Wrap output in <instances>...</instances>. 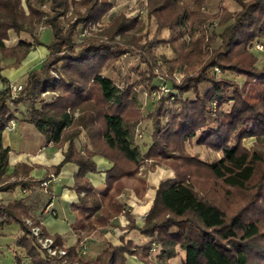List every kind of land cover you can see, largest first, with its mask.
I'll return each instance as SVG.
<instances>
[{"label":"trees","instance_id":"obj_1","mask_svg":"<svg viewBox=\"0 0 264 264\" xmlns=\"http://www.w3.org/2000/svg\"><path fill=\"white\" fill-rule=\"evenodd\" d=\"M205 1L147 0L146 17L155 19L156 28L146 39L145 32L138 34L142 21L121 12L96 35L81 34V28L95 24L111 8V0H0V61L14 57L10 64H0V191L19 186L44 208L50 193L42 197L40 182L71 162L77 166L69 185L78 197L70 205L76 242L110 225L114 216L123 214L127 219L119 243L108 242L93 261L77 255L74 245L67 246L68 260L126 264L127 257L134 255L143 264H170L178 246L184 252L182 264H264V152L243 144L244 138L264 136V64L257 65L251 49L264 34V0H232L238 5L235 11L221 4L215 13L202 9ZM210 23L220 31L208 32L204 26ZM40 25L51 29L48 43L37 35ZM164 29L169 31L167 38L162 37ZM9 30L24 31L31 41L18 39L7 45ZM117 34L120 40L114 39ZM77 36H83L81 41L75 40ZM168 40L176 57L151 50ZM36 44L48 53L27 72L23 88L11 96L10 81L1 71L18 66ZM128 51L138 55L145 69L137 70V81L120 89L102 71ZM176 67L181 68L178 81L172 75ZM228 72L242 76V82L228 78ZM158 76L168 79L174 102L164 112L165 97L160 94L143 116L136 88L143 85L149 93L154 91L158 86L152 81ZM45 91L56 93L47 101L41 97ZM187 92L193 97L184 96ZM20 103L26 105L23 120L33 124L46 144L63 147L67 142L62 160L37 179L29 174L34 164L17 162L10 173L5 172L10 148L2 145L1 135L14 118L11 106ZM145 117L151 121L150 141L138 143L134 127ZM82 133L91 147L75 143ZM193 138L220 156L205 161L189 153L186 141ZM94 155L111 162L98 192L86 175L97 171ZM145 159H150L149 169L164 164L173 176L159 180L138 225L128 210L112 202L126 186L143 195L147 182L135 175ZM204 169L213 188L198 173ZM45 190L50 192L48 186ZM233 192L237 201H230ZM11 222L21 231L14 246L24 251L30 264H65L63 255L40 248L31 228L38 225L44 236L52 238L53 246L63 245L61 234H49L29 214L22 197L7 203L0 199V228ZM131 230L147 240L135 244L125 237ZM153 248L157 249L154 257ZM14 260L23 264L16 253Z\"/></svg>","mask_w":264,"mask_h":264},{"label":"crops","instance_id":"obj_2","mask_svg":"<svg viewBox=\"0 0 264 264\" xmlns=\"http://www.w3.org/2000/svg\"><path fill=\"white\" fill-rule=\"evenodd\" d=\"M40 28L41 27L37 28V35H40ZM18 39H26L31 41V37L28 33L21 31L16 34L12 30H9V37L5 40V43L7 45L14 44ZM258 40L264 41V34L261 35ZM47 53L48 50L45 46L36 44L28 51L18 66L4 68L2 69L1 73L9 79L10 84L23 83L26 79L27 72L32 68L38 67L41 61L46 57ZM254 53L257 56V65H263L264 52L256 51ZM2 59H4L3 62H5V64L2 63ZM13 60L14 57L1 58L0 63L1 65H7ZM7 69H9V71H7ZM3 72H5V74ZM2 87L3 84L0 81V88ZM12 108L14 114L12 125L5 128L1 135L2 145L8 146L10 148L8 155V165L5 169V172L10 173L13 170L15 163L24 162L29 165L34 164L35 166L29 174L35 179L40 178L48 173L47 168L49 166L62 160V152L65 150L67 142L64 143L63 147H56L51 142L46 144L45 137L39 131H37L33 124L23 120L26 110L25 103H20L17 106H13ZM85 140V134L82 133L77 139H75V143L77 145L86 144ZM93 160L95 161L97 171H89L86 175L95 187V191L98 192L104 185L105 170L111 166V162L100 155H94ZM76 170L77 166L75 164L66 162L58 174H53V177L48 178V187L50 188V192L46 191L44 188H40L43 198H47L48 193H50V200L44 208H40V204L36 203L33 197L27 196L28 191L22 190L20 188L21 194H17L15 189L19 186L12 190L0 191V199L3 203H7L18 197L24 198L25 202L28 204L29 214L37 219L45 227V230L49 234H61L63 246L67 247L74 245L76 248L75 250L78 251L79 246L76 245V234L70 227V223L74 219V214L70 208V205L73 202H76L78 197L76 192L69 188V185L73 182V175ZM138 175L145 178L148 182L146 192L142 196L138 197L131 188L125 187L124 190L114 198L113 203L117 204V202H119L123 204L127 210L133 214L137 224L141 225L143 222V215L150 206L157 183L160 179H157V182L152 183V181H150L148 177H145L144 174H136V176ZM126 222L127 220L123 215L114 216L109 226L95 230L83 237H88L91 234L96 237L95 234L99 233V235L102 234L100 237L106 243L107 241L118 243L119 235L124 232V230L120 228L123 227ZM13 224L14 223L4 224L0 228V234L7 226L10 227ZM13 233V236H17L21 234V231L18 230L16 232L14 230ZM125 237L131 238L135 244H142L147 240V237L140 234L137 230L129 231ZM12 239L15 240L16 237ZM95 242L98 244V240H95ZM93 244L97 245L96 243ZM102 247L95 252L93 256L94 258L97 253L100 252ZM16 249L18 253L21 251L24 252L21 248L17 247ZM126 263L143 264L135 256H128Z\"/></svg>","mask_w":264,"mask_h":264},{"label":"rangeland","instance_id":"obj_3","mask_svg":"<svg viewBox=\"0 0 264 264\" xmlns=\"http://www.w3.org/2000/svg\"><path fill=\"white\" fill-rule=\"evenodd\" d=\"M111 4H112L111 8L95 24L89 26L88 28H84V29L81 28L80 29L81 33L84 35H91V34L96 35L99 32L100 28L110 21V19L112 18L113 15L121 12L126 17H136V18L140 19L142 21V28H141L140 32H138V34L139 33L142 34V32H145L146 33V39L152 38L153 33L155 31V28H156V21L153 17H150V18L146 17L147 0H111ZM221 4L225 5L226 8L229 9L230 11H235L238 8V5L232 0H206L202 6V9L205 10L206 12H209V13H215L216 11H218L221 8ZM44 26H45V28H44ZM38 27H41L40 28V35L38 34V37L40 36V40L42 42L48 43L52 38V33H51L50 27L47 25H40ZM204 27H206V30L208 32H211L213 30L214 31H220V29H221V27L215 25V23L206 24ZM168 35H169V31L167 29H164L162 32V37L167 38ZM82 37L83 36H77L75 38V40L81 41ZM101 37L106 38L105 36L104 37L101 36ZM114 39L120 40V36L117 34L114 36ZM143 40L144 39H142L141 41H143ZM218 42H219V40L217 38L215 40V42L212 44V46L213 47L217 46ZM256 44L257 45L258 44H264V41H260V40L254 41L252 46H251V49L254 52H256V51H263L264 52V48L260 49L259 47H256ZM151 50H153V52L155 54L163 55L167 58H174L177 56V52L174 50V48H173V46L169 40L163 41L160 44L153 46L151 48ZM3 61H4V59H2V63L5 64V62H3ZM5 68H7V67H5ZM142 69H145V65L143 62H141L139 60L138 55L133 53V52L128 51V52L124 53L123 55H121L110 66L105 67L103 69L102 73L104 75L112 78L114 80V83L120 89H122L126 84H130V83H133L134 81H137V78H138L137 70H142ZM7 71H9V69H7ZM215 72L220 73L219 69L216 70ZM3 73L5 74V72H3ZM172 75L178 81L181 77V68L176 67L172 71ZM225 75L228 78L235 79L239 83L242 82V79H243L242 76L236 75V74L231 73V72H228ZM13 84H15V83H13ZM21 84H24V82ZM152 84L157 85L158 87H157V89H155L154 91H152L150 93L146 90V88L143 85H139L136 88L137 102L141 107L143 116H145L149 110L153 109V107H154V105L158 99V96L160 94L164 95V97H165L164 98V105H163V107H164L163 111L164 112L174 102V96L172 94H170V91H172L173 89H171V84L169 83L168 79L158 76V77L153 79ZM161 85H165L166 87H168L169 92H163L161 90V87H160ZM54 93H56V92L45 91V92L41 93V97H43L44 100L48 101L49 99H51V97L54 95ZM184 96H186L188 98H192L193 93L187 92L184 94ZM12 107L13 106H11V108ZM162 118H163V122L166 121L167 114L164 113L162 115ZM150 132H151V121L149 118L145 117L141 122L136 124L134 127V140L138 143H147L148 141H150ZM85 137H86V135H85ZM85 143H86L87 147H91L90 144L87 143V137H86ZM243 144L247 148H251V147L258 148V149L260 148L262 150V152H264V136H261L258 139L255 137L244 138ZM186 149L188 150L189 153L194 154L197 157H199L200 159L205 160V161H212V160H214L220 156V152L214 151L211 148L207 147L206 145L196 143L195 138H193L190 141H186ZM80 150H83L82 146L80 147ZM149 162H150V159H145L144 162L140 165V168H139L140 170L137 174H140V173L144 174L145 177H148V179H150V181H152V183L157 182V179L161 180V178L164 179L165 177L173 176V170L171 168H169L168 166H166L164 164H158L155 166V168L153 170H151V169H149V166H148ZM198 173H199L200 177H202V176L204 177V178H202V180L206 183V185L208 183V187L210 186L213 188V186H212L213 181L208 175H206L205 169L201 170ZM138 176L141 177L140 175H138ZM128 182H129V180H127V184H128ZM40 187L44 188L42 186H40ZM126 187H129V186H126ZM147 187H148V182H147ZM129 188H131V187H129ZM123 190H124V188H123ZM15 191L17 192V194H21L20 187H17L15 189ZM145 192H146V190H145ZM230 196H231L230 201H237V199H236L238 197L237 193L233 192V194H231ZM138 197H140V196H138ZM18 198H20V197H18ZM112 204L115 207H124L127 210V208L119 202H117V204L112 202ZM119 215H123V214H119ZM143 220H144V215H143ZM58 222H59V220H58ZM11 223H14V224L10 227L7 226L5 228V230H3V232L0 234V264H16V262L14 260L15 253L22 259L23 264H30V262H28V260L25 256L24 252L21 251L18 253L17 249H16L17 247L14 246L15 240H13L12 238L17 237V236L16 235L13 236L12 234H14L13 233L14 230L17 232L19 230V227L15 222H11ZM33 226H35V225H33ZM96 230H99V229H96ZM41 235H43V234H41ZM86 235H88V234H86ZM100 235L102 236V234H100ZM100 235H99V233L95 234L96 237H94V235H92V234L88 237H83L85 235H82L80 241L76 242L77 243L76 245L79 246L78 251L75 250L76 254L80 255L84 260L93 261L95 259L93 257L95 252L97 250H99L102 246L104 247L108 244V241L106 243L100 237ZM48 237H50V236H48ZM93 238H95V239H93ZM95 240H98V244H97V242H95ZM36 241L38 242V240H36ZM38 243L40 245V248L45 249V251L50 255H58V256L63 255L64 258L62 259V263H65V264H84L82 262H78L75 260L74 261L68 260L65 253L59 254L58 252H55L54 254H52L47 250V248L43 247L40 242H38ZM93 243H96L98 246L93 244ZM114 244H116V243H114ZM51 246L57 250H58V248L59 249L61 248L64 250L66 249V247L63 245L62 246H53V242H51ZM74 249H76L75 246H74ZM151 251H152V257H154L156 252H157V249L153 248ZM176 251H177L176 254L169 259L170 264H182V258L184 256V252L178 246L176 247ZM132 256H134V255H132Z\"/></svg>","mask_w":264,"mask_h":264},{"label":"built area","instance_id":"obj_4","mask_svg":"<svg viewBox=\"0 0 264 264\" xmlns=\"http://www.w3.org/2000/svg\"><path fill=\"white\" fill-rule=\"evenodd\" d=\"M82 34V33H81ZM83 35V34H82ZM256 47H259L260 49L261 48H264V44H256ZM215 70H218L217 68H215ZM161 90L163 92H168V87H166L165 85H161ZM23 88V84L21 83H18V84H10V94L11 96H14L16 95V93ZM12 121L13 120H10L9 122V126L12 125ZM49 177H53L52 174L49 175ZM49 184V179H44L40 182V186L42 187H46L47 185ZM28 223H30V220L26 219ZM33 234L35 235L36 237V240H38V242H40L42 244L43 247L47 248V250L54 254L55 252H58L59 254H64L65 253V250L64 249H54L52 246H51V242H52V239L48 236H43L41 235V230L39 228V226L35 225V226H32L31 228Z\"/></svg>","mask_w":264,"mask_h":264}]
</instances>
